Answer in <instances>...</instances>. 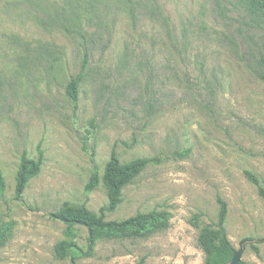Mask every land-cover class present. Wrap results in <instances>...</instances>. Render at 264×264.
<instances>
[{
  "label": "rangeland",
  "instance_id": "obj_1",
  "mask_svg": "<svg viewBox=\"0 0 264 264\" xmlns=\"http://www.w3.org/2000/svg\"><path fill=\"white\" fill-rule=\"evenodd\" d=\"M95 1L0 0V264H206L198 239L218 198L239 263L264 264V14L242 0ZM112 150L146 165L105 219H139L90 248L85 227L50 214L107 205ZM23 154L39 168L16 197ZM61 241L77 249L61 257Z\"/></svg>",
  "mask_w": 264,
  "mask_h": 264
},
{
  "label": "trees",
  "instance_id": "obj_2",
  "mask_svg": "<svg viewBox=\"0 0 264 264\" xmlns=\"http://www.w3.org/2000/svg\"><path fill=\"white\" fill-rule=\"evenodd\" d=\"M127 5L129 8H135L134 5L141 3L134 0H127ZM246 6L249 8L253 14H264V0H242ZM95 0H90L88 6L83 8H93L92 3ZM151 0H147L145 3H150ZM81 0H76L75 5L81 8ZM137 3V4H136ZM86 4V2H85ZM74 8V7H71ZM158 16H160L164 21L166 18L161 12V8H156ZM68 31V28L66 29ZM80 31V30H79ZM84 35V34H82ZM87 62L86 54L82 59V69ZM264 80V74L261 75ZM82 79V74H77L74 78H71L66 85V92L72 100L77 99L78 86ZM39 162H35L23 154L20 159V164L16 175V186L15 195L20 197L25 189L26 182L30 174L36 172L39 168ZM146 165V160L138 158L132 160L128 163H121L115 150L111 151L110 158L107 161L103 174V183L107 190L108 202L105 207H101L98 212L91 211L87 209L84 204L73 205L70 203H65L64 207L58 212H53L50 216L54 219H58L65 223L69 228L74 225H80L85 227L89 233V247L91 248L94 243V238L97 237V231L105 227H120L124 225L134 224L138 221L139 216H134L127 218L121 222L107 221L105 219V213L113 211L121 201V195L123 188L132 180V178L138 174ZM252 178V177H251ZM99 182V175L96 170H94L89 178L88 183L85 186V192H88L95 188ZM253 182L257 183V180L253 177ZM261 193L264 190L258 186ZM219 202V213L218 220L211 227H204L199 234V244L205 253L206 264H227L234 252L232 244L230 243L227 233L224 227V222L227 213L226 202L218 198ZM264 241V238H262ZM75 244L71 241H61L57 244V252L59 256L65 257L70 251L71 253L77 248L74 247ZM256 253L259 249L257 246H252ZM72 263H74L72 261ZM240 264V263H238Z\"/></svg>",
  "mask_w": 264,
  "mask_h": 264
},
{
  "label": "water",
  "instance_id": "obj_3",
  "mask_svg": "<svg viewBox=\"0 0 264 264\" xmlns=\"http://www.w3.org/2000/svg\"><path fill=\"white\" fill-rule=\"evenodd\" d=\"M242 254V243H240L238 250H235L231 260L227 264H238Z\"/></svg>",
  "mask_w": 264,
  "mask_h": 264
}]
</instances>
